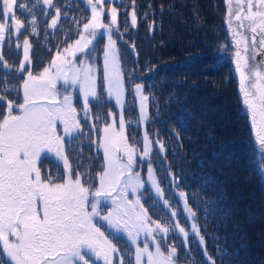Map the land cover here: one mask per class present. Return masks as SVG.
<instances>
[{
	"label": "snow or ice",
	"instance_id": "1",
	"mask_svg": "<svg viewBox=\"0 0 264 264\" xmlns=\"http://www.w3.org/2000/svg\"><path fill=\"white\" fill-rule=\"evenodd\" d=\"M107 2L108 22H104L105 0H87L91 16L77 20L78 38L56 50L48 66L34 73L27 36L39 35L33 15L36 0H31V4L29 0H0V46L6 38L9 41L15 38L16 47L23 52L18 67L5 73H20L12 90L22 92L19 96L22 102L17 103L16 97L8 100L6 93H0V106L7 110L6 114L0 111V255L9 258L3 264H90V261L96 264L100 258L103 264H113V260L124 264L121 250L102 228L127 234L135 245V264H176V246L168 239L169 234L173 233L174 240L178 231L182 243L189 235L178 221L165 224L154 220L142 203L141 190L145 184L162 194L148 159L153 140L145 129L142 141L130 143L123 112L126 96L133 99L138 96L139 116L147 123L149 96L144 94L142 84L131 81V74L126 80L120 67L117 41L113 38L114 31L120 32L118 9L112 6L113 0ZM42 3L54 9L50 27L56 29L60 7L53 0ZM17 13L25 18L32 16L30 31ZM226 14L235 41V67L239 71L243 103L251 110L255 137L264 148V71L251 70V57L247 55L249 41L238 31L250 29L253 51L258 33L259 47L264 50V0H226ZM127 23L126 19L125 26ZM136 23L133 9L131 25ZM104 33L107 43L98 49L94 41ZM97 51L101 53L100 64L93 59ZM5 67L0 55V68ZM251 76L258 81L254 86L248 83ZM9 83L0 78V87ZM74 93L79 95L74 97ZM102 94L114 100L118 111L95 115L96 122L90 127L102 133L95 143L97 149L103 150V163L98 170L91 169V174H81L79 163L75 170L72 168L65 151L66 139L81 133L78 115L87 124L92 116L90 101L101 98ZM40 97H47L48 102H42ZM74 98L79 101V113ZM57 124L61 125L59 133ZM137 143H142V149L138 150ZM156 143L157 152H162L164 145L158 140ZM48 154L63 162L66 178L63 175L57 178L44 168L42 156L46 160ZM141 168L146 171V177L141 176ZM97 171L98 187L94 186ZM175 186L180 187L178 181ZM179 198L183 199L185 221L191 217V233L198 235L197 217L188 205L186 193L179 192ZM169 216L175 217L177 213L172 211ZM199 243L203 245V236L199 237ZM205 260L206 264H216L206 254Z\"/></svg>",
	"mask_w": 264,
	"mask_h": 264
},
{
	"label": "trees",
	"instance_id": "2",
	"mask_svg": "<svg viewBox=\"0 0 264 264\" xmlns=\"http://www.w3.org/2000/svg\"><path fill=\"white\" fill-rule=\"evenodd\" d=\"M53 3L61 13L54 30L50 27L54 9L42 0H36L33 9L39 35L31 36L37 43L42 41L39 55L48 56L74 39L77 20L90 17L84 0ZM113 6L119 14L120 32L114 31V37L121 69L126 80L131 74V81L142 84L149 96L146 129L153 140L149 160L164 201L177 213L181 227L191 232V221H185L183 202L176 193L183 191L197 217L199 233L189 235V245L198 261L191 262L206 264V254L216 264H264V148L255 137L235 72L226 0H121ZM133 9L135 26L131 25ZM76 105L80 112L78 100ZM90 106L94 124L96 114L117 111L104 94L90 101ZM123 115L129 142L142 141L137 96H126ZM81 120L77 143H70L78 152L69 157L74 168L79 163L82 173L91 174V169H99V157L91 150L101 133L90 127L89 120L87 124ZM157 140L164 145L162 152H157ZM135 146L143 147L142 143ZM145 193L144 203L153 216L170 223L173 218L164 201L149 188ZM172 235L168 237L171 243L182 247L178 231L174 240Z\"/></svg>",
	"mask_w": 264,
	"mask_h": 264
},
{
	"label": "rangeland",
	"instance_id": "3",
	"mask_svg": "<svg viewBox=\"0 0 264 264\" xmlns=\"http://www.w3.org/2000/svg\"><path fill=\"white\" fill-rule=\"evenodd\" d=\"M85 2H86V4H87V0H84ZM121 0H113V3H112V6L113 5H115L117 2H120ZM87 6H88V8H89V14H90V16H91V8H90V6L87 4ZM108 7H109V5H108V2H107V0H105V14H104V17H103V19H104V22H108V15H109V13H108ZM90 18V17H89ZM26 23L30 26V22L29 21H26ZM246 24H247V22H245ZM27 26V25H26ZM117 26H119V14H117ZM233 26H235V24L233 25ZM238 31L241 33V35H243V36H245V37H247V39H248V41H249V52L247 53V55H250L251 56V58L252 59H250L249 60V64H250V66H251V70L254 72V71H256V70H260V71H264V60H262L260 57H258L257 58V56H255V51H253L252 50V48H251V38H252V36H253V33H251V31H250V29H248V28H244V29H238ZM77 32H78V29L76 30V32H75V34H74V36H75V38L74 39H76V38H78V35H77ZM101 32H103V30H101ZM77 36V37H76ZM115 32H114V34H113V38L115 39ZM256 37H257V42L259 41V34L257 33L256 34ZM74 39H72V40H68L67 41V43H73L74 42ZM9 43V41H7V38H6V40H5V43L2 45V46H0V55H2L3 56V53H2V51L4 50V49H6V48H8V44ZM94 43L97 45V48L98 49H100V48H102L104 45H106V43H107V33H104V35H98L97 36V40L96 41H94ZM64 46H66V43L62 46V47H59L58 49H56V50H62V48L64 47ZM6 47V48H5ZM234 48H235V41H234V46H233ZM257 47V46H256ZM117 48H118V46H117ZM55 50V51H56ZM119 50V49H118ZM236 50V49H235ZM235 50H234V53H235ZM30 54H31V47H30ZM100 55H101V53L99 52V51H97V53H95L94 54V56H93V59L96 61V63L97 64H100L101 63V60L99 59V57H100ZM54 56H55V52H51V53H49L48 54V57H47V61H48V63H49V61H50V59H52V58H54ZM79 59V58H78ZM23 60V59H22ZM119 60H120V67H121V57H120V52H119ZM6 64V67L5 68H0V77H1V75L3 74V73H6V72H8V70L9 69H12V66L11 65H8V62H6L5 63ZM48 65H46L45 67H47ZM235 68V72H236V75H237V77H238V79H239V81H240V76H239V71L236 69V67H234ZM34 73H35V71H33ZM18 76H20V75H18ZM8 81H9V79H7ZM258 81H257V79H256V77L255 76H251V79L249 80V85H251V86H254L256 83H257ZM98 83H99V81H98ZM10 86V84H7V87H6V91L7 90H9L8 89V87ZM57 87L59 88L60 86H59V84L57 85ZM241 87V86H240ZM60 91L61 92H63V89H60ZM101 90L98 88V93L100 92ZM143 91H144V89H143ZM9 91H7L6 93H8ZM21 94H22V92H21ZM145 94V93H144ZM243 94V93H242ZM77 95H79V93H74V97H76ZM108 98V97H107ZM40 99H41V101L42 102H48V98L47 97H40ZM92 100H95V99H92ZM91 100V101H92ZM97 100V99H96ZM137 100H138V102H139V97L137 96ZM108 102H110V103H113L114 105H115V102H114V100L113 99H110V98H108ZM73 103H74V106H75V104L77 103V99H75L74 98V101H73ZM90 106V105H89ZM115 107H116V110L118 111V106L117 105H115ZM90 108H91V106H90ZM91 110H92V108H91ZM0 111H3L4 112V108L2 107V106H0ZM77 111H78V113H79V110L77 109ZM113 112V111H112ZM112 112H110V113H112ZM115 112V111H114ZM124 113V112H123ZM250 114H251V110H250ZM148 115H149V105H148ZM125 118V117H124ZM149 119H150V115H149ZM79 120H80V124L82 125L83 123H82V120H81V116H79ZM89 121H90V123H91V125L92 124H94V119L90 116V118H89ZM149 121V120H148ZM252 121V120H251ZM148 123V122H147ZM145 121H143L142 120V124H143V135H144V131H145V129H146V124H147ZM125 125H126V120H125ZM82 129V128H81ZM60 130H61V125L60 124H57V131H58V133L60 132ZM255 130V129H254ZM125 132H126V127H125ZM79 134V133H78ZM127 135V134H126ZM102 136V133H101V135H100V137ZM100 137H97L95 140H94V146H96V143H95V141H97ZM152 150H151V154L153 153V143H152ZM138 148V150H140V149H142L141 147H137ZM65 151H66V153H67V150H66V148H65ZM92 152L94 151L95 152V156H97L98 155V157H99V161H100V163H98V167L100 168V164H102L103 163V161H102V159H101V157H102V154H103V150H102V148H100V149H97V146H96V148L94 147V149H92L91 150ZM151 154H150V156H151ZM48 157H51L52 159H56L57 161L55 162L56 163V165H58V164H61L62 166H63V162L59 159V158H53V155L52 154H48ZM89 158L91 157V155L90 156H88ZM139 159H140V157L138 156L137 157V160L139 161ZM148 159H150V157L148 158ZM70 160V159H69ZM98 161V160H97ZM70 162H71V164L73 163L72 162V160H70ZM151 166L153 167V169L155 170V167H154V165L153 164H151ZM72 168L75 170L76 168H74L73 167V165H72ZM80 172H81V174H83L82 172H83V170L82 169H80ZM140 174H141V176L142 177H146V171L143 169V168H141L140 169ZM155 174H156V170H155ZM62 175L63 176H65V178H66V175H67V170L66 169H64L63 167H62ZM61 175V176H62ZM156 178H157V180H158V182H159V179H158V176H157V174H156ZM94 186H96V187H98V171H97V181L96 182H94ZM146 188H149V190H151L152 191V193L155 195V197L157 198V199H160L161 201H164V194H163V191H162V194H157L156 192H155V188L154 187H152L150 184H145V186H144V188L141 190L143 193H144V197H143V199H142V203L144 204V206L148 209V212H149V215H151L152 216V218L154 219V220H157V222H160V223H163V222H161L160 220H158V219H156L154 216H153V214H152V212H150V209H149V207H147L146 206V204L144 203V200H145V198L147 197V195H146V193H145V191H146ZM179 192H181L180 190H176V193H177V195H178V197H179ZM181 200H182V202H183V199L182 198H180ZM168 208H169V210H170V212H172L173 210H171L170 209V207H169V205L168 204H165ZM186 213V212H185ZM170 214V213H169ZM173 218V220H175V221H177L176 220V216L175 217H172ZM190 221H191V223H192V220H191V217H189L188 218ZM196 222V221H195ZM180 225V224H179ZM181 226V225H180ZM104 229V228H103ZM109 229V231H114V230H112V229H110V228H108ZM115 232V231H114ZM191 234V232L189 231V235ZM111 235V238H112V242H113V244H115L116 245V247L118 248V249H120L121 250V252L119 253L120 255H122L123 256V258H124V264H130V262H131V264H135V245L134 244H132V242H131V240L127 237V234L126 233H123V232H121V233H117V232H115V233H112V234H110ZM117 235H120V236H124L123 238H124V240L126 241V242H124L123 240H115V238H117L118 239V236ZM178 235H179V238H181V239H183L182 238V234H179L178 233ZM189 235H188V237H187V240L186 241H184L183 243H182V247H180V246H177V245H175L176 246V264H193L192 262H191V260H195L196 262L198 261V254H195L193 251H192V248L190 247V245H189ZM114 238V239H113ZM118 244V245H117ZM200 244V243H199ZM142 246V245H141ZM154 250V249H153ZM161 250L162 251H164L165 249H164V246L162 245V248H161ZM114 255H116V254H114ZM101 263H103L102 261H101ZM113 264H116V262H115V260H113ZM197 264V263H196Z\"/></svg>",
	"mask_w": 264,
	"mask_h": 264
},
{
	"label": "flooded vegetation",
	"instance_id": "4",
	"mask_svg": "<svg viewBox=\"0 0 264 264\" xmlns=\"http://www.w3.org/2000/svg\"><path fill=\"white\" fill-rule=\"evenodd\" d=\"M29 2H31V0H29ZM30 4V3H29ZM18 16H20L19 13H17ZM20 18L22 20H24L25 24L27 26H29L26 21H30V17L28 18H25V16H20ZM60 23V19H59V22ZM54 30V29H52ZM23 31V30H22ZM30 31V30H29ZM27 38L30 40L31 42V54H30V57H31V67H32V70L33 71H37L38 69L40 71H42V66L45 67L46 65H48V61H47V54L45 53V55H43L41 53V55H39L37 53V51H39L38 49V46H41L42 45V41L41 39L38 40V43L36 41V39L33 38V36L29 35L27 36ZM260 38V36H259ZM256 40H257V37H256ZM9 41V40H7ZM8 45V48L4 49L2 51L3 53V60L4 62H8V65H11L12 66V69L18 67V63L19 61H22L23 59V52H22V48H18L16 47V41H15V38H13L12 41H9V43L7 44ZM255 52V56L260 57L262 60H264V50H261L260 47H259V43L257 42V47L256 49L254 50ZM6 65V64H5ZM9 71V70H8ZM20 73L18 72H15V73H11L9 75H5V73H3L1 75L0 78H3L4 80H7L9 79V81H11L10 86L8 87L9 91L8 93H6L7 91L5 90L7 85L3 86V87H0V93H6L7 94V99L8 100H12L14 97H16V102L19 103V102H22L20 99H19V96H22L21 92L20 93H17L16 91L12 90L13 88V85L15 83V81H17L19 79V76ZM26 78V77H25ZM75 106L77 107V105L75 104ZM6 109L4 108V112L6 114ZM77 119L79 120V115L77 117ZM81 128H82V125H81ZM78 134H75L74 137L70 140H67L66 139V143H65V148L67 150V153L68 155L76 152V148L75 146H71L70 143H77V137ZM78 152V151H77ZM76 152V153H77ZM70 159V157H69ZM42 161H43V164H44V168L48 169L49 172L53 173L57 178H59L61 175H62V165L61 164H58L56 165V159H52L51 157H48V159L44 160L43 159V156H42ZM103 231H105V234L108 235L109 239L112 240L111 238V235L112 233H115L114 231H109L108 228H102ZM118 236V240H123L124 242H126L124 240V236H120V235H117ZM114 239V238H113ZM118 245V244H117ZM9 258L6 256V254L4 255H0V264H3V262L5 260H8ZM101 261L103 262V259L100 258V259H97L96 260V264H103L101 263ZM12 264H14V262H12ZM90 264H92V261H90Z\"/></svg>",
	"mask_w": 264,
	"mask_h": 264
}]
</instances>
